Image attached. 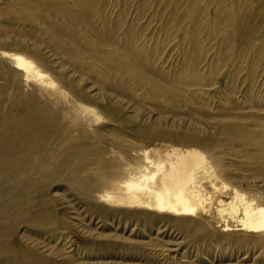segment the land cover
Here are the masks:
<instances>
[{"label":"rangeland","instance_id":"obj_1","mask_svg":"<svg viewBox=\"0 0 264 264\" xmlns=\"http://www.w3.org/2000/svg\"><path fill=\"white\" fill-rule=\"evenodd\" d=\"M67 1L70 15L43 7L36 18L0 0V44L10 40L0 55L25 41L67 99H47L44 150L0 164V264H264V234L224 229L213 208L130 215L97 205L114 155L146 147L156 163L197 151L214 174L264 192V0H88V13ZM7 5L29 24L7 20ZM12 67L0 57V122L25 99ZM70 178L93 183L90 203ZM52 216L55 228L45 226Z\"/></svg>","mask_w":264,"mask_h":264},{"label":"bare ground","instance_id":"obj_2","mask_svg":"<svg viewBox=\"0 0 264 264\" xmlns=\"http://www.w3.org/2000/svg\"><path fill=\"white\" fill-rule=\"evenodd\" d=\"M12 2L11 4L19 6L22 12L28 11L36 18H43V7H48L55 12L61 11L67 15L71 14L67 0H40L37 4L28 0H12ZM12 5H7L2 15L9 21H24V15L14 13ZM70 5L80 8L84 13L92 10L88 0H73ZM239 10L238 5H233L231 8L234 16H238ZM28 21H26L27 25L29 24ZM45 23L47 24V22ZM262 27H264V21ZM9 41L7 38L3 39L0 49L10 48L7 46ZM17 43L19 45H16V50H10L8 53L3 52L0 57L13 62L15 69L13 67L12 69L16 72L20 83L25 86L26 92L24 93V102L14 105L12 108L13 110L18 107V116L14 118L6 115L0 122V164L7 160L10 161L12 157L20 160L27 156L32 158L44 150L45 140H42L39 135L44 132L45 125L52 124L54 120V113L50 110L47 99L61 97L63 101H67L62 91L57 89L49 79L45 67L43 65L37 66L26 57V42ZM39 62L42 63L41 56L38 58ZM8 71L10 73L9 69ZM29 88L31 91L28 92L27 89ZM40 99L43 101H39ZM40 103L43 105L41 106ZM155 132L152 129L142 130L138 128L135 130V134L142 136L141 138L144 140H147L151 135L157 140L158 135L156 136ZM259 133L264 136L263 131ZM259 133L253 136L259 137ZM253 136L250 137L254 138ZM162 139H166V137L164 136ZM189 141L185 144L186 141H182L183 143L176 142L179 147L181 145L188 146L187 144L193 142ZM262 146L261 144L256 147L263 148ZM144 147L145 144H142L140 148ZM72 149L79 150L80 146L77 144ZM146 150L147 147L138 154L114 155L113 162L117 166L112 168V176L105 178L104 195L97 197L100 201L103 198L104 204L97 205L108 208L109 211L113 209L114 212H126L130 215L139 213V211H149L174 216H197L201 213H209L213 208L224 229H228L230 224L235 223L246 233L264 234V192L254 191L250 187L235 186L230 181L231 179L225 178V174L224 176L222 173L214 174L210 169V163L205 161L204 157L197 151H181L182 149H180L175 153V150L172 152L175 153V157L170 155V159L165 163L163 159V161L160 160L161 163H156L152 161L153 156L148 154ZM90 169L91 167L85 166L79 171ZM92 169H96V167H92ZM102 171H104V165ZM4 172L5 170L0 169V176ZM90 183L87 184L70 178L67 185L77 193L83 194V198L87 199L85 202L90 203L92 201L91 193L94 189L92 188L93 183ZM107 185H111V188L108 189ZM84 205L86 207L92 206V204ZM49 217L51 218V216ZM180 219L186 220L185 218ZM55 222H58V219L56 216H52L50 222L45 226L55 228ZM24 260L31 261L28 257H25Z\"/></svg>","mask_w":264,"mask_h":264}]
</instances>
